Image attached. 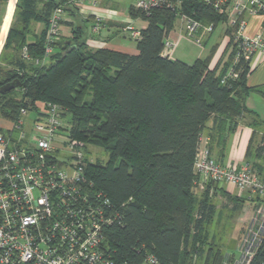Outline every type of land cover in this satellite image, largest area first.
<instances>
[{"label":"trees","instance_id":"trees-1","mask_svg":"<svg viewBox=\"0 0 264 264\" xmlns=\"http://www.w3.org/2000/svg\"><path fill=\"white\" fill-rule=\"evenodd\" d=\"M8 1L0 0V10ZM14 1L8 5L14 6ZM38 1L18 0L0 54L6 64H0V87L21 83L0 96V118L12 121L22 106L55 103L85 153L91 147L105 153L106 162H90L85 176L120 212L122 224L108 228L105 239L119 259L133 258L144 246L163 264H220L224 254L208 242L206 233L215 213L211 192L246 200L219 184H206L200 191L193 161L205 132L210 155L224 164L228 137L245 124L253 131L243 163L251 164L264 181L258 162L264 136L262 145L251 150L264 121L245 105L252 93L264 99V85L247 86L251 71L242 58L234 65L237 77L224 78L236 54L232 50L225 60L231 37L212 68L216 47L191 65L162 57L161 50L178 14L214 27L224 18L200 0H182L174 10L155 8L149 14L130 7L131 17L146 22L136 40V54L90 50L82 28L69 24V38L59 42V35L52 53L35 63L44 57L51 13L61 8L68 15L77 9L71 0H45L40 6ZM33 23H42L44 29L30 42ZM24 47L28 60L22 57ZM263 255L264 244L251 264H259Z\"/></svg>","mask_w":264,"mask_h":264},{"label":"built area","instance_id":"built-area-1","mask_svg":"<svg viewBox=\"0 0 264 264\" xmlns=\"http://www.w3.org/2000/svg\"><path fill=\"white\" fill-rule=\"evenodd\" d=\"M87 0H71L77 9ZM92 3L95 0H91ZM224 18L236 54L226 78L237 77L234 65L242 58L250 71L264 60V0H200ZM182 0H137L134 9L149 14L155 8L180 7ZM61 8L48 20L44 57L60 35ZM260 18L253 35L246 29L250 19ZM180 31L201 46L204 34L214 25L178 14ZM103 18L95 16L91 30L98 33ZM135 41L140 31L123 28ZM179 35L163 42L161 56L171 59ZM28 60L27 49L22 51ZM62 108L51 102H36L19 108L9 126L0 129V264H163L144 246L130 259H119L105 242L106 230L122 224L120 212L108 197L85 176L90 163L84 145L71 137ZM195 184L230 185L237 197L252 204L249 222L238 242L237 255H225L220 264H251L264 244V181L252 165L219 164L206 144H200L193 161ZM140 256V257H139ZM171 264V263H169ZM259 264H264V255Z\"/></svg>","mask_w":264,"mask_h":264},{"label":"crops","instance_id":"crops-1","mask_svg":"<svg viewBox=\"0 0 264 264\" xmlns=\"http://www.w3.org/2000/svg\"><path fill=\"white\" fill-rule=\"evenodd\" d=\"M9 1L0 10V54L2 52L4 42L9 27L12 23L13 14L18 2V0H15L13 6V5H8ZM42 1L45 0H39L38 6H40V2ZM135 3L129 5L124 11L123 9H119V10L117 9L118 7L117 4L114 2V0H95L94 3H92L91 0L85 1L81 7L73 10L71 14L64 15L63 17L64 24L60 26L59 42L63 40H67L69 38L71 27L68 25L71 24L72 27L82 28L85 36V43L88 49L90 50H95L99 48H108L128 54H136L137 53L136 43L133 47H129L125 45L124 42L118 41L114 38L116 37L114 35L116 34L117 31L119 32L120 30L121 32H124L123 28L127 26H130L138 31L145 29L146 27L145 21H143L140 18H133L129 14L128 11L129 8L130 7L134 8ZM95 16H100L103 18L102 27L98 33H93L91 30ZM142 22L144 24L140 26L139 23ZM259 24H260L259 17H254L250 19L248 27L246 29V33L248 35H253L257 31ZM135 26H138L140 29L135 28ZM43 29H44V25L42 23H33L31 33L28 35L27 40L32 42L34 38H36ZM172 32L173 30L168 34V37L170 39L174 38ZM217 52L218 49L213 57L215 61L211 60V64H210L211 68L217 63V60L220 57ZM197 59H201V58H197ZM0 64L2 66H6V64H4V62L1 60H0ZM250 81H252V84H250ZM246 84L249 87L264 85V60L260 61L259 64L253 70H251V73L247 77ZM252 95H257L259 96L258 98L262 102L264 101V99L259 94L252 93L246 98L245 105L248 109L255 112L259 117V119L264 120V114H262L260 110H257V107L255 106L256 103L254 101L255 99L252 97ZM210 124L211 122H207V126H210ZM252 131L253 130L251 129V127L246 126L245 124H240L237 130L235 131V133H233L228 137L225 146L224 157H223L224 164L234 163L237 164L238 166L243 164L244 153L248 145L249 139L251 137ZM205 134L206 133L204 132V135L201 138L202 143L204 144H206L207 142V137L205 136ZM214 147L216 150V146ZM221 187H224L226 192L236 195L235 190L230 185L222 184Z\"/></svg>","mask_w":264,"mask_h":264},{"label":"rangeland","instance_id":"rangeland-1","mask_svg":"<svg viewBox=\"0 0 264 264\" xmlns=\"http://www.w3.org/2000/svg\"><path fill=\"white\" fill-rule=\"evenodd\" d=\"M114 2L117 4L118 10L123 9L125 11L129 5L135 3L136 1L114 0ZM143 24V22L139 23L140 26ZM180 27L181 25L177 19L174 24L172 32L174 38L172 39L177 38L179 35H181V37L178 40L177 47L172 53L171 59L181 61L187 65H191L197 58L205 59L214 47L218 49L217 53L220 56L230 41L231 34L229 29L226 28L224 20L214 27L212 33L204 34L202 36L201 46H197L192 40L186 38L183 33L181 34ZM135 28L138 29L139 27L135 26ZM114 36H116L114 37L116 40L124 42L125 45L129 47H133L136 43V41L129 36L128 32L124 33L119 30V32L117 31ZM232 50H236L233 41H231L225 60L227 59V55ZM213 61L215 60L213 59ZM250 84H252V81H250ZM252 97L255 99L254 101L256 103L255 106L257 107V110H260V112L264 114V101L262 102L257 95H252ZM8 126L9 121L0 118V129L4 130ZM257 129L258 132L253 139L251 150H254V148L258 145H262L260 138L261 136H264V126H259ZM86 156L88 161L92 163L95 162V160H100L102 163L106 162L105 153L98 148L91 147L90 152L86 153ZM258 162L261 163L262 170L264 171V153H262L261 159H259ZM221 185L222 184H220V186ZM211 201L215 206V213L212 220L206 227L208 242L211 244L213 243L214 247L218 248L224 256L229 254L237 255V245L246 228V225L249 222V218L252 213V206L246 201L244 203L237 202L235 200H230L221 194H214V192H211Z\"/></svg>","mask_w":264,"mask_h":264},{"label":"water","instance_id":"water-1","mask_svg":"<svg viewBox=\"0 0 264 264\" xmlns=\"http://www.w3.org/2000/svg\"><path fill=\"white\" fill-rule=\"evenodd\" d=\"M20 87H21V83L19 81H13L8 84H5L0 87V96L4 93L10 92L11 90H14Z\"/></svg>","mask_w":264,"mask_h":264}]
</instances>
